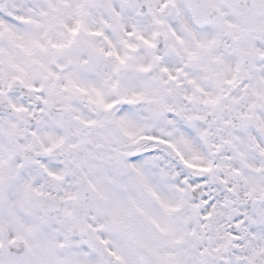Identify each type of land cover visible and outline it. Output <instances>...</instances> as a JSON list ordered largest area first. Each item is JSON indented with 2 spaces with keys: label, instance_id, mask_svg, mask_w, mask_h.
Returning a JSON list of instances; mask_svg holds the SVG:
<instances>
[{
  "label": "snow or ice",
  "instance_id": "1",
  "mask_svg": "<svg viewBox=\"0 0 264 264\" xmlns=\"http://www.w3.org/2000/svg\"><path fill=\"white\" fill-rule=\"evenodd\" d=\"M0 264H264V0H0Z\"/></svg>",
  "mask_w": 264,
  "mask_h": 264
}]
</instances>
